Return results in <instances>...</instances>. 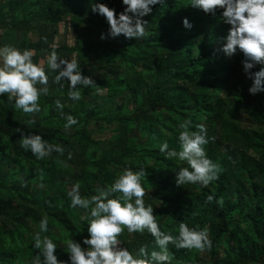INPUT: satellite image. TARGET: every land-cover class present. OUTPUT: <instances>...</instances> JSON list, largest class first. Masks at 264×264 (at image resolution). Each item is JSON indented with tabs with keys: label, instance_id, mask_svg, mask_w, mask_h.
<instances>
[{
	"label": "trees",
	"instance_id": "16d2710c",
	"mask_svg": "<svg viewBox=\"0 0 264 264\" xmlns=\"http://www.w3.org/2000/svg\"><path fill=\"white\" fill-rule=\"evenodd\" d=\"M191 2L153 6L141 18L148 22L147 35L129 39L109 36L106 19L92 11L105 3L118 17L122 0H0V47L34 50V63L36 57L37 63L46 61L54 47L61 59H76L81 74L101 87L83 88L82 99L73 101L67 96L70 82L61 81L60 89L52 82L56 73L48 70L49 95L41 96V111L33 114L0 95V264H31L38 251L33 237L45 216L49 231L42 235L56 243L58 259L69 260L71 239L86 248L88 221L80 219L83 209L71 207L67 192L78 182L82 196L95 195L125 168L147 173L145 204L153 206L162 231L176 236L180 222L209 229L210 250L169 244L171 264H264V92L250 94L252 80L239 50L232 57L222 51L230 28L223 10L212 16ZM63 30L72 39L56 45ZM48 31L53 38L45 45ZM57 99L65 115L78 120L67 132ZM30 119L35 123L28 124ZM188 119L190 131L204 125L207 156L222 169L207 187L177 186L176 172L187 163L160 151L165 141L169 150H180L179 124ZM21 132L41 135L65 152L37 160L19 146ZM119 239L134 254L142 246L149 253L159 250L147 231L125 229Z\"/></svg>",
	"mask_w": 264,
	"mask_h": 264
},
{
	"label": "clouds",
	"instance_id": "9594fccd",
	"mask_svg": "<svg viewBox=\"0 0 264 264\" xmlns=\"http://www.w3.org/2000/svg\"><path fill=\"white\" fill-rule=\"evenodd\" d=\"M122 3L125 8L118 17L116 11L105 3L93 5L92 11L106 19L109 25L108 35L112 38L123 35L125 38L139 39L147 35L145 26L148 22L141 18L150 14L153 6L164 5L166 0H122ZM191 6L212 16L216 15L218 9L223 10L222 18L230 28L222 51L226 56L232 57L239 50L244 57L243 70L252 80L250 94L264 92V0H192ZM183 24L186 28L192 27L187 18L183 20ZM105 38L102 33L101 39ZM34 55V50H20L12 45L0 47V95L7 94L8 100L14 101L15 108L23 113L41 111L40 98L49 95L50 91L48 70L56 73L52 82L58 84L60 89L65 87L61 81L70 82L67 96L73 101L82 99L83 88H96L97 92L101 90L91 77L81 74L80 64L76 59H61L54 47L46 61L34 63ZM256 65H261L259 71H251ZM55 107L66 119V132L78 124L74 116L65 115L64 104L60 99L55 100ZM27 123L34 124L35 119H30ZM191 125L190 119L179 124V151L169 150L167 141L161 144L160 151L166 153L168 159L178 158L187 163L186 167H181L176 172L177 186L199 184L207 187L210 182L218 179L222 169L219 163L207 156L204 146L209 143V138L204 125H196L197 130L190 131ZM19 146L26 152L31 151L37 160H43L53 152L60 155L65 152L60 144L50 143L38 134L25 135L23 132ZM71 158L72 154L69 152L68 159ZM42 173L41 169V180ZM146 175L144 169L134 171L125 168L112 184L98 187L96 194L90 197L82 196L81 185L78 182L74 184L67 196L71 207L83 209L80 219L88 221L89 236L83 240L87 247H82L81 243L71 239L66 244L69 260L58 259L55 254L56 243L49 236L42 235L49 231L45 216L40 221L39 231L33 237V247L38 251L31 264H171L173 254L169 251V244L177 249H195L200 252L210 250L212 241L207 227L190 228L180 222L176 236L161 230L153 206L145 204L144 197L147 193L142 180ZM212 200L213 196L209 195L207 201ZM125 229L129 234H143L147 231L159 250L149 253L147 246H142L134 254L128 248L121 247L119 237Z\"/></svg>",
	"mask_w": 264,
	"mask_h": 264
},
{
	"label": "rangeland",
	"instance_id": "374dc122",
	"mask_svg": "<svg viewBox=\"0 0 264 264\" xmlns=\"http://www.w3.org/2000/svg\"><path fill=\"white\" fill-rule=\"evenodd\" d=\"M17 30H18V29H17ZM17 30H15V29H8V30H7V34L12 35V36L15 35V36H16V39H19V38L22 37V32L19 31V30L17 31ZM48 32H49V31H48ZM48 32L44 33V34H43V38H42V40H43V42H44L45 45H47V43L49 42V40L52 41L51 38H53L52 35L50 34V32H49V33H48ZM67 39L71 40V39H72V35H66V34L64 33V30H63V31H61V34H60V35H57V36L54 38V43H55L56 45H58L59 42L65 43ZM5 40H6V39H5ZM10 40H11V38L8 39V41H10ZM61 55H64V53H63V54L61 53ZM37 61H38V57L35 58V62H36V63H37Z\"/></svg>",
	"mask_w": 264,
	"mask_h": 264
}]
</instances>
